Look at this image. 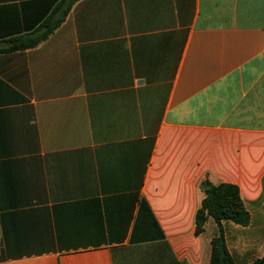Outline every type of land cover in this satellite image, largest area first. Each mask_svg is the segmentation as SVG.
<instances>
[{
	"label": "crops",
	"instance_id": "crops-1",
	"mask_svg": "<svg viewBox=\"0 0 264 264\" xmlns=\"http://www.w3.org/2000/svg\"><path fill=\"white\" fill-rule=\"evenodd\" d=\"M58 20L0 53V264H211L202 182L264 190V0H0V48Z\"/></svg>",
	"mask_w": 264,
	"mask_h": 264
},
{
	"label": "trees",
	"instance_id": "trees-1",
	"mask_svg": "<svg viewBox=\"0 0 264 264\" xmlns=\"http://www.w3.org/2000/svg\"><path fill=\"white\" fill-rule=\"evenodd\" d=\"M67 10L64 11V16ZM62 21L50 26L42 35L34 33L18 35L12 38L13 44L0 48V53L14 52L37 46L46 39ZM50 25V24H49ZM203 199L196 215V233L203 231L207 219L211 216L217 223V229L212 240L211 264H242L237 250L229 247L226 227L236 225L240 231L250 226L254 227V213L256 208L264 212V190L255 202H245L236 185L228 183H212L206 179L201 184ZM246 233V231H243ZM248 264H264V256L254 258Z\"/></svg>",
	"mask_w": 264,
	"mask_h": 264
}]
</instances>
